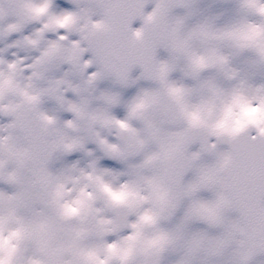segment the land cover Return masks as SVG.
<instances>
[{
  "label": "snow or ice",
  "instance_id": "6c2138e0",
  "mask_svg": "<svg viewBox=\"0 0 264 264\" xmlns=\"http://www.w3.org/2000/svg\"><path fill=\"white\" fill-rule=\"evenodd\" d=\"M69 2L75 11L56 12L54 0H0V39L21 34L0 53H38L31 63L0 55V116L10 118L0 123V184L13 188L0 189V264H257L264 0H236L237 18L223 26L189 25L193 0ZM178 7L184 16L171 15ZM30 24L39 27L23 35ZM104 80L151 86L125 101L100 89ZM49 101L72 118L47 110ZM120 105L122 119L113 114ZM75 152L83 166L53 170ZM104 158L123 169L101 166ZM108 190L129 197L117 203Z\"/></svg>",
  "mask_w": 264,
  "mask_h": 264
},
{
  "label": "rangeland",
  "instance_id": "374dc122",
  "mask_svg": "<svg viewBox=\"0 0 264 264\" xmlns=\"http://www.w3.org/2000/svg\"><path fill=\"white\" fill-rule=\"evenodd\" d=\"M193 6H194V15L190 18L188 21L189 25L195 24L196 22L200 20H213L216 23H223V22H233L237 18V8H236V0H193ZM56 7L54 10L56 12L60 11H75L76 7H71L65 2H56ZM70 7V8H69ZM186 9L183 8L182 10H175L174 12L171 13L172 16H184L186 13ZM223 26V25H222ZM38 28V27H36ZM35 29V28H34ZM33 29V30H34ZM33 30L29 31L28 34H30ZM25 34V35H28ZM18 40V39H17ZM13 43V42H12ZM11 43V44H12ZM9 45V42L6 41V38L0 39V49L6 48V46ZM12 52H16L19 56L25 57V56H32L30 53H26L27 51H24L22 49H18L13 47V50L7 49V51L0 53V55L3 56V58L12 60L14 59L12 57ZM38 55L35 51H31ZM90 58V57H89ZM66 70L67 67H64ZM63 70V71H64ZM57 73V72H56ZM61 73H59L60 75ZM56 76V74H55ZM72 93H68V98L70 99H76V97ZM52 106L55 109L56 114L59 116L61 120H67L70 119V113L65 114V112L62 111H57V107L55 102L51 101ZM64 115L65 117L62 119L60 116ZM63 163L62 164H70V162L65 161L63 158ZM4 188L3 190L11 193L13 191V188L9 185L3 184ZM257 258V257H256ZM264 258V257H263ZM257 264H264V259H261L257 261Z\"/></svg>",
  "mask_w": 264,
  "mask_h": 264
},
{
  "label": "clouds",
  "instance_id": "9594fccd",
  "mask_svg": "<svg viewBox=\"0 0 264 264\" xmlns=\"http://www.w3.org/2000/svg\"><path fill=\"white\" fill-rule=\"evenodd\" d=\"M61 23L62 26L67 27L72 23V19L70 17L62 18ZM108 192L113 201L117 203L124 202L129 197V194L127 192H112L111 190H108Z\"/></svg>",
  "mask_w": 264,
  "mask_h": 264
},
{
  "label": "bare ground",
  "instance_id": "6f19581e",
  "mask_svg": "<svg viewBox=\"0 0 264 264\" xmlns=\"http://www.w3.org/2000/svg\"><path fill=\"white\" fill-rule=\"evenodd\" d=\"M1 187V186H0ZM0 189H2L3 190V188H0Z\"/></svg>",
  "mask_w": 264,
  "mask_h": 264
}]
</instances>
